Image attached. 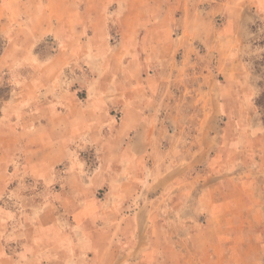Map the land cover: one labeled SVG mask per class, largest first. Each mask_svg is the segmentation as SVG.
<instances>
[{"label":"rangeland","instance_id":"rangeland-1","mask_svg":"<svg viewBox=\"0 0 264 264\" xmlns=\"http://www.w3.org/2000/svg\"><path fill=\"white\" fill-rule=\"evenodd\" d=\"M0 3V264H264V0Z\"/></svg>","mask_w":264,"mask_h":264},{"label":"crops","instance_id":"crops-1","mask_svg":"<svg viewBox=\"0 0 264 264\" xmlns=\"http://www.w3.org/2000/svg\"><path fill=\"white\" fill-rule=\"evenodd\" d=\"M6 5V4H5ZM8 5H11V4H8ZM0 6H4V5H2V3H0ZM43 130H46V129H43ZM46 132H48V130L46 131ZM220 227H221V225H220ZM223 227V226H222ZM224 230H225V228H223ZM242 229H243V227H242ZM212 240V241H211ZM217 240V239H216ZM216 240H213V239H209L206 243L208 244V243H210L212 246H219V245H221V243L223 242L221 239L218 241V242H216Z\"/></svg>","mask_w":264,"mask_h":264},{"label":"trees","instance_id":"trees-1","mask_svg":"<svg viewBox=\"0 0 264 264\" xmlns=\"http://www.w3.org/2000/svg\"><path fill=\"white\" fill-rule=\"evenodd\" d=\"M3 43L0 42V57L2 55L3 52ZM259 106H261L264 109V92L262 93L260 99H259Z\"/></svg>","mask_w":264,"mask_h":264}]
</instances>
